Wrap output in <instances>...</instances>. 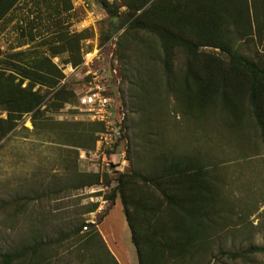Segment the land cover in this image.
<instances>
[{
    "label": "rangeland",
    "instance_id": "374dc122",
    "mask_svg": "<svg viewBox=\"0 0 264 264\" xmlns=\"http://www.w3.org/2000/svg\"><path fill=\"white\" fill-rule=\"evenodd\" d=\"M127 1L130 0H113L117 15L109 17L98 0H19L0 20V56L10 59V54L20 52L14 62L27 65L34 57H50L60 50L50 58L63 74L61 84L64 83L71 94L61 107L57 102L45 100L36 115L31 112L9 114L0 107V134L4 133L0 135V252L29 237L35 228L40 230L43 238H62L68 228L85 221L95 210L83 212L84 206L98 205L95 196L100 191L93 193L91 200V194L85 193L83 188H70L73 169L89 171L84 161L78 160L76 148L71 146L75 135L71 138L59 136L57 126L59 122L70 125L78 121L88 122L76 114L77 96L91 81L89 71L104 68L109 75L119 78L110 89L117 110L124 113L127 146L142 152L149 144L159 152L195 155L205 166L215 169L222 195H227L235 215L242 217V224L233 219L228 225H220L210 238L203 239V246L194 260L188 257L179 260L167 255L164 264H264V252L234 260L227 255V252H240L249 246L264 245V134L254 123L244 91L246 85L243 81L249 74L240 66L233 69L231 75L241 81L243 91L233 94L234 108H229L221 103L218 91L199 104L190 94L191 81L187 84L186 94L177 98L167 88L163 68L156 62L149 67L150 75L155 79L152 94L155 110L149 115L131 113L128 106L131 91L122 78L123 73L128 75L131 73L127 71L138 68L146 70L151 64L138 63L142 60L137 55V42L117 43L119 34L127 25L120 27L119 22L131 12ZM142 9L133 12L131 18ZM260 22L259 29L252 22V35L241 40L239 45L243 55L264 64L263 17ZM78 33L82 35L79 46L81 62L73 65L67 59L71 56L70 45L64 42H70L74 48L72 38ZM108 34H111L109 39L102 42L103 36ZM60 35L62 39H59ZM135 36L137 40H145V35L137 33ZM200 49L213 53L228 66V57L218 48ZM184 56L182 51H176L172 66L174 79L186 70ZM3 67L7 65L3 64ZM13 74L17 75L15 71ZM205 74L206 71L204 77ZM143 75L149 80L146 73ZM18 80L17 75L15 82ZM27 81L25 79L21 87ZM47 89L38 84L33 88L41 93ZM42 119L52 127H44ZM101 130L95 133L96 138ZM63 185L67 187L63 188ZM139 216L137 239L141 246L150 249L152 222L142 218V212ZM91 228L88 226L82 230ZM94 228L118 264H138L118 196L101 215L96 214ZM54 247L60 258L66 255V242H56ZM62 263L53 261V264ZM83 263L72 258L70 264Z\"/></svg>",
    "mask_w": 264,
    "mask_h": 264
},
{
    "label": "trees",
    "instance_id": "16d2710c",
    "mask_svg": "<svg viewBox=\"0 0 264 264\" xmlns=\"http://www.w3.org/2000/svg\"><path fill=\"white\" fill-rule=\"evenodd\" d=\"M18 1L0 0V20ZM98 1L109 17L117 15V5L113 0ZM148 1H127L131 12L126 13L123 21L119 22L120 27L127 25L119 34L117 43L137 42V55L142 60L138 63L151 64L146 70L138 68L127 71L131 74L123 73L122 78L131 91L128 94L129 111L143 115L154 112L152 94L155 79L150 75L149 67L156 62L163 68L167 88L177 98L186 94L187 84L191 81L190 94L199 104L218 91L221 93V103L234 108L232 96L243 90L241 81L231 74L235 66H240L249 74L243 83L246 85L244 91L250 114L264 134V64L243 55L239 45L241 40L252 35V22L258 29L261 26L264 0H152L144 7ZM139 9L142 11L131 18L133 12ZM137 33L145 35V40H137ZM110 35H104L102 42ZM59 39H62L61 35ZM81 39V33L73 36L74 48L70 42H64L70 45L71 56L67 59L73 65L81 62ZM200 47L218 48L228 57V66L213 53L203 52ZM177 50L185 55L186 70L174 79L172 66ZM59 51L53 52L50 57ZM19 53L10 54V59L0 56V107L9 114L31 112L32 115L40 113L39 108L47 99L61 107L71 96L66 85L61 84V70L50 57H34L27 65L17 64L14 59ZM3 64L7 67H3ZM13 71L19 77L17 82V75ZM143 73L147 74L149 80L144 79ZM25 79L28 81L21 87ZM36 84L48 89L43 93L33 90ZM122 102H126L124 97ZM42 125L52 127L44 120ZM10 127L11 124L7 129ZM57 127L61 137L71 138L75 135L70 143L77 154V148L90 149L94 146L95 133L102 129V124L78 121L70 125L59 122ZM123 135L126 136V133L123 132ZM127 157L128 168L117 177L118 184L105 196L110 199V204L117 196L120 199L138 264H164L167 255L179 260L185 257L194 260L203 246V239L210 238L220 225H228L233 219L242 224L241 215H235L227 195H222L215 169L205 166L195 155L159 152L153 145L147 144L142 152L127 146ZM73 170V185L70 188L74 190L100 183L97 173ZM103 179L109 180L107 176ZM66 187L63 185V188ZM96 206L97 203L84 206L83 212H91ZM139 212H142V218L146 217L145 220L152 222L151 236L148 235L152 240L150 249L149 246H141L137 239ZM84 225L85 221L81 220L68 228L62 238L55 239L43 238L40 230L35 228L29 237L0 252V264H53L54 260L70 264L72 258L83 264H118L94 225L89 224L93 228L83 231ZM56 242H66L67 253L62 258L55 250ZM259 252H264V245L249 246L240 252H227V255L232 260L245 259L247 255Z\"/></svg>",
    "mask_w": 264,
    "mask_h": 264
},
{
    "label": "built area",
    "instance_id": "2783aa9c",
    "mask_svg": "<svg viewBox=\"0 0 264 264\" xmlns=\"http://www.w3.org/2000/svg\"><path fill=\"white\" fill-rule=\"evenodd\" d=\"M89 73L91 74L89 85L77 96L76 114L89 122L101 123L103 129L97 133L92 148L77 149V158L79 161H84L87 171L100 175V183L83 187L85 193L91 194V200L93 193L100 191V194L95 196L98 205L85 220V225L82 227L84 230L89 224L95 225L96 214L101 215L106 207L110 206V199L105 195L115 188L118 184L117 177L129 166L127 139L123 135L124 113L117 110L115 97L110 89L119 78L109 75L104 68L90 70ZM73 118L77 119L76 116ZM104 176L109 180L104 181Z\"/></svg>",
    "mask_w": 264,
    "mask_h": 264
},
{
    "label": "crops",
    "instance_id": "0c3cea01",
    "mask_svg": "<svg viewBox=\"0 0 264 264\" xmlns=\"http://www.w3.org/2000/svg\"><path fill=\"white\" fill-rule=\"evenodd\" d=\"M110 251V250H109ZM113 255V254H112ZM117 260V259H116ZM117 262H118V260H117Z\"/></svg>",
    "mask_w": 264,
    "mask_h": 264
}]
</instances>
